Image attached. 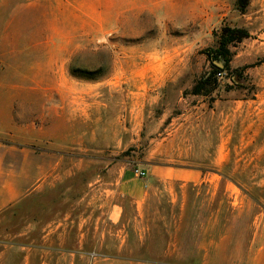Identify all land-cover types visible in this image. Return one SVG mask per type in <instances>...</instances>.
<instances>
[{
  "label": "rangeland",
  "instance_id": "obj_1",
  "mask_svg": "<svg viewBox=\"0 0 264 264\" xmlns=\"http://www.w3.org/2000/svg\"><path fill=\"white\" fill-rule=\"evenodd\" d=\"M238 2L82 0L81 40L67 54L66 84H81L82 90L83 151L91 148L89 132H95L99 148L107 146L96 155L99 175L112 164L145 170L165 161L223 168L230 180L216 197L223 205L199 209L204 224L190 228L193 234L184 239L189 247L171 254L169 240L160 235L149 248L126 250L121 239L93 240L83 238V232H68L66 239L54 235L44 244L40 224L31 231L33 219L72 220L82 210L74 199L84 192L65 191L69 201L58 206L63 192L56 190L46 195L50 206L40 199L35 207L23 198L17 209L3 211L0 264H201L206 256L196 246L199 226L209 231L210 243L228 237L242 241L236 254L233 248L225 254L211 249L209 264H251L249 243L255 226L264 225L255 222L264 221V0H246L245 11ZM153 3L160 13L152 11ZM224 24L245 28L252 37L231 48L230 70L219 75L214 91L195 96L194 86L211 69L204 51L216 46L215 35ZM71 69L86 77L73 76ZM139 90H151L145 107ZM152 90H164L156 103ZM41 98L35 96L34 102ZM108 120L112 135L103 126ZM203 198H213L212 191ZM213 214L219 215L218 223Z\"/></svg>",
  "mask_w": 264,
  "mask_h": 264
},
{
  "label": "crops",
  "instance_id": "obj_2",
  "mask_svg": "<svg viewBox=\"0 0 264 264\" xmlns=\"http://www.w3.org/2000/svg\"><path fill=\"white\" fill-rule=\"evenodd\" d=\"M6 1H0V218L3 211L17 209L23 198L35 207L40 199L43 206H50L46 195L61 190L60 206L69 201L65 191L77 196L84 192L74 199L75 207L82 205L78 217L59 216L42 223L33 219L31 231L37 232L40 224L47 245L54 235L66 239L68 232H83V238L93 240L121 239L126 250L149 248L160 235L169 240L171 254L187 249L193 224H204L199 209L223 205L216 198L229 180L223 168L165 161L145 169V178L122 164L107 166L99 175L96 155L107 146L99 148L95 132H89L91 148L83 151L81 84H66L67 54L81 40L82 0ZM156 4L152 11L160 13ZM150 91L138 92L143 107ZM152 91L158 95L153 99L156 103L164 90ZM35 96H41L42 102H34ZM109 122L103 126L112 135ZM82 175L89 179L81 181ZM76 178L78 182H70ZM211 191L213 198L204 200L203 193ZM218 217L213 214L212 221L218 223ZM210 221L209 215L205 223ZM196 232L200 235L196 246L206 256L201 264H209L211 249L225 254L233 248L236 254L242 247L235 237L210 243L203 226ZM249 246L251 264H264V225L255 226Z\"/></svg>",
  "mask_w": 264,
  "mask_h": 264
},
{
  "label": "trees",
  "instance_id": "obj_3",
  "mask_svg": "<svg viewBox=\"0 0 264 264\" xmlns=\"http://www.w3.org/2000/svg\"><path fill=\"white\" fill-rule=\"evenodd\" d=\"M238 3L241 5L243 11H245L248 6L246 0H239ZM215 36L216 46L204 51L211 69L208 73H205L194 86L192 94L195 96H207L214 91L215 86L218 83L219 75L230 70V63L233 58L231 48L252 37L247 29L232 26L230 24H224ZM71 73L75 77H86L84 76L86 72H80L79 70L75 71L74 69H71ZM97 73H100V70H98ZM89 79L97 80L98 78L92 76Z\"/></svg>",
  "mask_w": 264,
  "mask_h": 264
},
{
  "label": "built area",
  "instance_id": "obj_4",
  "mask_svg": "<svg viewBox=\"0 0 264 264\" xmlns=\"http://www.w3.org/2000/svg\"><path fill=\"white\" fill-rule=\"evenodd\" d=\"M136 173L139 175L140 178H145L147 176V171L144 169H136Z\"/></svg>",
  "mask_w": 264,
  "mask_h": 264
}]
</instances>
